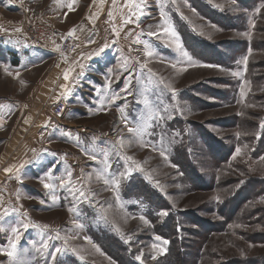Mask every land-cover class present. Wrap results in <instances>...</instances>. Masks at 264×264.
Instances as JSON below:
<instances>
[{"label":"rangeland","instance_id":"rangeland-1","mask_svg":"<svg viewBox=\"0 0 264 264\" xmlns=\"http://www.w3.org/2000/svg\"><path fill=\"white\" fill-rule=\"evenodd\" d=\"M20 1L23 5L18 14L0 12V34L8 29L7 37L22 39L27 46L44 50L32 44V32L39 35L44 30H56L65 34L72 30L67 29L72 22L56 15L48 16L49 0ZM162 2L183 50L200 66H189L188 58L177 51L175 42L166 34L161 32L160 39L146 35L149 30L160 32L157 0H143L145 15L139 26L123 23L124 19L135 17L127 7H121L126 0H117L112 6L121 20L101 23L105 35L100 43L103 47L108 45V58L97 67L94 81L79 87L81 91L76 99L67 103L60 100L64 108L58 107L59 101L47 107L49 122L44 127L47 130L41 128L43 115L34 127L32 123L31 126L16 123L18 118L11 116L12 102L0 100L4 109L0 129L14 126L18 129L16 134L9 129L0 131V161L22 159V163L29 158V151L35 149V153L32 151L34 171L27 174L26 187L15 189L9 184L13 180L11 175L0 182V188L5 186L0 190V214L12 208H20L21 213L0 221L5 229L0 230V248H8L10 238H14L8 222L23 219L30 226L27 230L21 229L17 248L18 252L29 249L27 264H45V257L32 245L35 242L39 247V242L48 239V235H56L53 231L56 229L61 236L78 237L69 240V251L59 257L57 264H122L124 254L127 260L137 264L141 261L136 256L141 254L143 264H174L169 257L176 252L177 264H264V159H261L264 157V128L261 127L264 122V7L261 5L264 0ZM18 28L21 31H16ZM74 36L78 43L75 33ZM137 38L149 41L155 50L153 56L144 55L143 43H133ZM46 51L56 54L55 67L56 60L63 56L54 48ZM15 55L0 45V97L20 96L17 90L21 73L13 65ZM244 57H247L246 63ZM125 58H130L132 63L136 58L146 62L156 74L152 82L147 68L130 65L125 70L121 66ZM42 70L39 68L33 74L26 71L25 79L39 77ZM235 72L240 75H233ZM129 80V91H122ZM159 80L164 84L157 83ZM165 84L176 89L175 99ZM97 87L100 92L93 94L91 89ZM113 94L119 95L114 103L111 102ZM145 98L153 105L167 106L172 114L171 119L154 130L156 135L144 137L145 142L159 149L161 129L175 142L169 145L167 161L158 150L138 143L126 144L121 156L113 154L109 172L118 174L127 170L130 173L121 179L116 192L111 185L96 179L95 173L102 167L98 160L102 156L97 161L90 160L74 138L79 136L87 148L93 141L99 147H106L121 136L128 137L124 118L129 121L128 127H132L144 108ZM172 105L183 111H177ZM58 109L62 110L61 115L56 114ZM64 132L71 135H62ZM238 148L240 154L236 155ZM125 155L139 162L143 171L126 162L122 158ZM49 168L55 177H65L71 171L74 187L86 192L90 189L93 202L99 201L108 210L107 222L99 218V206L74 201L68 189L57 187L54 194L58 199L53 202V192L45 189L43 183L58 186L60 180H48ZM148 194L157 196L159 201L149 199ZM117 196L122 208L117 206ZM74 203L83 225L79 229L72 223L75 213L68 210ZM159 204L154 213L156 218L150 219L149 212ZM25 211L27 217L23 218ZM161 211L168 214L161 216ZM164 221H168L170 230L166 236L157 230ZM37 224L49 228L41 234L34 226ZM129 236L131 239L125 243ZM156 236L169 243L163 245L155 240ZM104 239L112 244L103 246ZM48 242L49 252L52 246L63 244L62 240L55 239ZM153 244L157 245L156 249ZM161 247L166 249L162 254ZM71 248L78 252H71ZM79 255L85 259L81 261ZM0 264H9V258L0 255Z\"/></svg>","mask_w":264,"mask_h":264},{"label":"snow or ice","instance_id":"snow-or-ice-1","mask_svg":"<svg viewBox=\"0 0 264 264\" xmlns=\"http://www.w3.org/2000/svg\"><path fill=\"white\" fill-rule=\"evenodd\" d=\"M95 2V0H94ZM167 2L171 3V4H176V0H167ZM211 2V0H210ZM76 3V0H70V3H68V8L69 10H73V4ZM113 5L115 6L117 4V0H112ZM143 5V0H140L139 3L136 2V0H126L125 5L121 6V7H127L129 12H131L132 16L135 17V19H132L131 17L124 19L123 23L124 24H129V23H135L137 24V26H139V23L141 22V17H143L145 15L144 12V8L142 7ZM157 6L160 8V18H161V24L158 25L157 27L160 29V32L157 31H151L149 30L146 35L148 37H155L156 39H160L161 35L160 33L162 32L163 34H166L168 37L171 38V40L173 42H175V47L177 49V51H179L182 56L187 57L188 58V62H189V66H200L198 65V63L196 61H194L189 54L183 50L182 45L179 43V37L177 36V33L174 29V26L172 25L170 19L168 18L165 10H164V2H162V0H157ZM216 7H222L221 5H216ZM261 7H264V4L261 5ZM177 10H179L177 8ZM257 12H259V9H257ZM109 18H113V12L109 11L108 13ZM181 16L183 19H187V17H184L183 14L181 13ZM151 27V26H150ZM215 27V26H213ZM16 31H21V29H16ZM75 29H72L69 31L68 35H73L74 34ZM117 35H119V32L116 33ZM141 34H144L143 32ZM203 34V33H201ZM95 41H92V43H94ZM133 43L135 44H141L143 43V48H144V55L146 57H151L154 55V48L151 46V44L149 43V41L145 40V41H141L139 38L133 40ZM108 47V45L106 44L104 47L100 48L99 51L95 52L94 55L99 56L104 49ZM59 50V49H57ZM244 61L245 63L247 62V57H244ZM131 65L132 68H135L136 65H139L140 69H146L148 70L149 73V82H152L151 78L154 77L156 74L154 72H152V70L150 68H148L147 63H141L139 61L138 58L135 59V63L131 62L130 58H125L123 60L122 63V67L125 70H128L129 66ZM176 65H173V67H175ZM205 66H211V65H205ZM81 67V72L78 73V77H83V65H80ZM186 70V69H184ZM73 69H68L63 73V78L65 81H68L71 74H72ZM5 72H8L9 75H11V73L8 71L7 68H5ZM19 75V73H17V76ZM233 75H240V73L235 72L233 73ZM137 82L139 83V80H137ZM157 83L159 84H164L163 80H159L157 81ZM131 84V80L126 82V87L125 89H122V91H129V85ZM172 94V98L175 99L177 92L176 89L172 88L171 85H164ZM61 87L65 88L63 95L64 99H67L68 96L71 94L72 89L67 88L65 85H62ZM119 98L118 94H113L111 96V102L114 103L117 99ZM143 105L144 108L141 110L140 114L137 116L134 124L132 127H128V119L127 117L124 118V123L125 126L127 127V132L129 133L128 137H124L121 136L119 138H117V140L112 143L110 146H106V147H99L96 145L95 141L92 142L91 145H89L87 148H85L83 146V142L80 141L79 136H76L74 139L77 141L78 145L81 146L82 150L84 151V153L86 155H88L90 160L93 161H97L98 160V156H102V159L98 160V162L102 165V167L100 169H98L95 173L96 175V179L99 181H102L105 185H111L112 189L115 190L116 192H118L119 188H120V182L121 179L126 178L127 175H129L130 173L126 170L125 172H119L118 174H113L109 172V168L111 167V163H110V157L115 154L117 156H121L122 155V150L125 148L126 144L128 146H131L132 144L138 143L140 144L141 147H151L153 151H159V154L162 158H164V160H168V151H169V145L171 143H174V139H171L168 137L167 133L164 132L161 129V133H160V147L159 149H157L154 145H150L147 144L144 140L145 136L148 135H156V132L154 131L156 128H159L161 123L169 120L172 118V114L169 111V108L167 106L161 107L159 105H153L147 98H145L143 100ZM173 108H175L177 111H183V109H180L177 105H172ZM10 110V109H9ZM121 111H123V109H121ZM4 122V109L3 106H0V127H2V123ZM46 126V125H45ZM261 127L264 128V122H262ZM62 135L65 136H70L71 134L68 132H64L62 133ZM32 151L35 153V149H32ZM240 154V149L238 148L236 150V155ZM38 155V154H37ZM126 162H131V164L136 165V167L138 169H140L141 171H143V168L141 167V165L139 164V162L135 161L133 157L131 156H123L122 157ZM235 158V157H234ZM261 159H264V157H261ZM174 167V165H173ZM12 169L8 168L5 169V172H11ZM19 170L17 169V172ZM47 177L49 181H53L56 179L60 180L59 185L57 186L55 183H43V186L45 189H49L50 191L53 192L52 195V200L53 202H55L58 197L54 194V191L57 187L60 188H65L68 189L70 195H72L73 200L77 201V202H87L90 206L96 207L99 206L100 208V216L99 218L101 220H104L105 222H107L108 220V216H107V209L103 208V206L99 205V201H95V203L93 202V200L91 199V195H90V189L88 192H86L84 189H77L74 187V185L72 184V173L71 171H67L66 176L65 177H55L52 173L51 168H49L48 173H47ZM149 179H151V177H149ZM17 200L19 201V195H17ZM117 201H118V207L122 208L123 205L119 203V197L117 196ZM22 207V206H21ZM70 213H75L74 218L72 220L73 225L75 226V228L79 229L82 228L83 225L79 222L80 219V212L76 206V204L74 203L72 207H70L69 209ZM12 214H16V215H20V208H12V209H5L4 212L2 214H0V221H4L5 217H8ZM161 216H166L168 213L166 211H161L159 213ZM23 218L27 217V212H23L22 214ZM140 219L145 223L148 224V220L145 219L144 216H141ZM9 223V227H10V231L12 234V237L14 238H10L9 241V247L8 248H0V255H4L7 256L9 258V264H27V260H26V255L29 252V249H23L21 250V252H18V248H17V244L18 241L21 239L22 236V232L21 229L27 230L29 228V224L25 223L23 219L21 220H12ZM36 228H39L41 231V234H44L49 226L48 225H34ZM237 227H239V225H237ZM0 230H5L3 224H0ZM56 232L55 236L52 235H48V239H44L41 240L39 242V247L36 246V243L34 242L32 247L35 249V251L37 253H39L41 256L45 257V264H48V261L50 259L51 264H57L58 259L60 256L64 255L67 251H69V240L70 239H76L78 238L77 236L73 235V236H61L60 235V230L56 229L53 230ZM117 232H120L119 228H116ZM120 235L122 238H124V234L122 232H120ZM62 240L63 244L62 246H52V251L49 252V240ZM85 240H88L89 243H91V241L85 237ZM131 237L129 236L127 239H125V243L128 242V240H130ZM156 241H161V243L163 245H167L169 243V241L162 239L160 236H156L155 237ZM93 247L96 248V251L99 252L100 249L97 248L94 244ZM152 247L154 249L157 248L156 244H153ZM71 252L73 253H77L78 250L76 248H71L70 249ZM166 249L161 247L159 249L160 253L162 254ZM142 255H137L136 256V260L141 261V264H143L142 261ZM78 258L83 261L85 259V257L83 255H79ZM153 259H155L156 257L153 256Z\"/></svg>","mask_w":264,"mask_h":264},{"label":"crops","instance_id":"crops-1","mask_svg":"<svg viewBox=\"0 0 264 264\" xmlns=\"http://www.w3.org/2000/svg\"><path fill=\"white\" fill-rule=\"evenodd\" d=\"M68 3H70V0H49L50 15L48 16L56 15L64 21L72 22L68 24L69 26L67 29H75L74 33L79 43V51L73 56L61 57L60 64L55 67L54 60L57 56L54 52L35 49L34 47L27 46V43L22 39L7 37L6 33L8 29L3 34H0V37H4L0 39V41L3 42V44L0 43V45L11 54H16V60L13 62V65L17 70L20 69L21 73V78H18L20 87L19 90H17L20 96H16L15 98L4 96L0 97V100L12 102L14 112L11 116L18 118L16 123H20L21 126H31L32 123V127H34L38 117L40 119V116L43 115L41 128L43 127L44 130H47L44 128L49 122V116L46 114L48 112L47 107L52 106V102L63 100L67 103L72 98L76 99L81 91L79 87L87 82L91 83L94 81L93 75H95L97 67H101V63L108 58L106 55L109 50L108 47L105 48L99 56L94 55V53L103 47L100 42L102 40L101 38H104L105 33L101 27V23L111 19L121 20V17H117L118 13L114 10V6H112V0H95V2L94 0H76V3L73 4V10L71 11L68 8ZM22 5L20 0H0V8L2 9L0 12L7 11L17 13L18 11L20 12V6ZM109 11L113 12V18L111 19L108 15ZM51 19H53V17ZM92 41L95 42L92 43ZM81 64L84 66V74L83 77H78V73L81 72ZM39 68L43 69L39 77L32 76V79H29V81L25 79L26 71H32L30 73L33 74L35 73L34 71H37ZM68 69H73V71L69 80L65 81L63 73ZM62 85L72 89L67 99L63 98L62 94L65 88L61 87ZM29 86L30 88L27 89ZM97 90L98 87L97 89H91V92L93 94L100 92ZM92 98L93 97H91L90 100H92ZM41 128L39 127V129ZM8 129L15 134L18 131L15 126L14 128L0 129V131L4 132ZM37 129L34 130L36 131ZM30 149H32V147H30ZM21 160L22 159H20V161ZM20 161L16 162L15 159L6 162H4V160L0 161V165L4 162V167L0 169V173L3 172L2 176H0V182L12 177L13 180H9V184L12 183L15 189L18 190L26 187L24 183L27 178L26 176H28V173L34 171V168H32V151H29V158L26 161L22 163ZM8 168H11L12 171L6 173L5 169ZM17 169L19 170L18 172ZM28 169L30 170L28 171ZM40 178L44 179V177ZM1 189H5V186L4 188H0V190Z\"/></svg>","mask_w":264,"mask_h":264},{"label":"built area","instance_id":"built-area-1","mask_svg":"<svg viewBox=\"0 0 264 264\" xmlns=\"http://www.w3.org/2000/svg\"><path fill=\"white\" fill-rule=\"evenodd\" d=\"M30 37L35 47L44 50L54 48L60 56H73L79 51L74 34L68 35V33L63 34L56 30H44L39 35L32 32V36L30 35ZM60 106L64 108L65 104L63 101H59L58 107ZM56 114L61 115L62 110L58 109Z\"/></svg>","mask_w":264,"mask_h":264},{"label":"trees","instance_id":"trees-1","mask_svg":"<svg viewBox=\"0 0 264 264\" xmlns=\"http://www.w3.org/2000/svg\"><path fill=\"white\" fill-rule=\"evenodd\" d=\"M148 196L150 197L149 199H152L153 201H159V198L157 197V196H155V195H153V194H148ZM159 203V202H158ZM157 206H161V204H159V205H156V206H154V210H152V211H150L149 213H151V215H150V219H155L156 218V215L154 214V213H156L155 212V209L157 208ZM167 225H168V221H164L162 224H160L158 227H157V230H158V232H160L161 234H163L164 236H166V234H169V232H170V230L167 228ZM103 241H105V242H103ZM102 242H103V246L104 245H107V246H109V244H112V242H109V241H107L106 239H104ZM116 245H117V243H116ZM115 245V246H116ZM116 247H118V246H116ZM107 249V248H106ZM177 256H178V252H176V253H173L169 258L171 259H173V262H174V264H177V262L175 263V260H177L176 258H177ZM124 257H125V259H124V261H122L121 259V262H122V264H137L136 262H131L129 259L127 260V257H126V254H124Z\"/></svg>","mask_w":264,"mask_h":264},{"label":"bare ground","instance_id":"bare-ground-1","mask_svg":"<svg viewBox=\"0 0 264 264\" xmlns=\"http://www.w3.org/2000/svg\"><path fill=\"white\" fill-rule=\"evenodd\" d=\"M59 64H60V60H56L55 65L57 66Z\"/></svg>","mask_w":264,"mask_h":264}]
</instances>
